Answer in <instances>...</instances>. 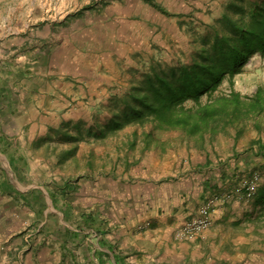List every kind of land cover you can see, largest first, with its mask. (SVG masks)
Segmentation results:
<instances>
[{"label":"rangeland","instance_id":"rangeland-1","mask_svg":"<svg viewBox=\"0 0 264 264\" xmlns=\"http://www.w3.org/2000/svg\"><path fill=\"white\" fill-rule=\"evenodd\" d=\"M229 6L230 0H0V103L8 101L2 100L3 93L7 98L15 93L20 106L16 118L33 116L38 125L42 124L39 119L51 124L44 129L50 135L40 137L42 146L40 141L30 142L28 126L7 121L3 128L16 137L24 133L19 142L27 145L30 160L49 157L52 174L65 158V174L71 173L67 182L72 184L68 202L77 205L88 206L91 199L102 197L91 194L93 184H84L95 180L86 162L91 159V146L114 152L115 158L127 150L136 151L141 160L147 159L153 178L154 174L160 177L159 183L187 178L181 172L183 165L198 169L207 159L209 167V157H222V166L240 162L235 184H244L255 171L263 184L264 172L247 165L252 150L253 162L259 164L263 156L259 149L264 144V123L259 129L251 117L206 140L187 139L179 131L157 132L152 125H130L103 138L88 136L90 128L96 133L111 118L114 98L125 95L152 64L192 60L196 42ZM260 89L264 95V56L256 55L233 81L224 80L212 98L204 96L203 102L229 96L231 91L251 99ZM27 90L35 100L26 110L30 105ZM135 164L142 170L139 161ZM76 168L85 171L84 176H74ZM38 174L20 177L22 184L41 183ZM210 176L215 178L213 170ZM80 181L83 184H77ZM122 183L126 182L116 179V184ZM122 200L116 197L115 207H122ZM68 218L69 225L77 226L72 214ZM89 221L84 229L91 227Z\"/></svg>","mask_w":264,"mask_h":264},{"label":"crops","instance_id":"crops-1","mask_svg":"<svg viewBox=\"0 0 264 264\" xmlns=\"http://www.w3.org/2000/svg\"><path fill=\"white\" fill-rule=\"evenodd\" d=\"M3 94L2 100L8 101L0 103V264H264V180L256 197L240 192L242 184H235L240 162L226 167L222 157H209V167L207 159L198 169L183 165L180 171L187 178L159 183L160 177L154 174L153 178L147 159L141 160L136 151L127 150L115 158L114 152L91 146V159L86 162L95 180L84 184H93L91 194L102 199H91L88 206L70 203L67 193L72 184L67 180L71 173L65 174V158L55 162L52 174L49 157L30 160L27 145L19 142L24 133L16 137L3 128L7 121L28 126L30 142L40 141L42 146L40 137L50 135L44 129L51 124L39 119L42 124L38 125L33 116L16 118L17 95ZM34 100L31 95L26 110L34 106ZM74 170V176H84L85 171ZM212 170L215 178L210 176ZM35 172L41 174V183L22 184L20 177L28 179ZM114 176L126 183L116 184ZM229 193L236 196L223 201L222 196ZM117 195L123 198L122 207H115ZM213 196L221 198L210 227L195 240L178 239L177 231L199 217ZM70 214L77 226L67 223ZM88 220L91 227L84 229Z\"/></svg>","mask_w":264,"mask_h":264},{"label":"trees","instance_id":"trees-1","mask_svg":"<svg viewBox=\"0 0 264 264\" xmlns=\"http://www.w3.org/2000/svg\"><path fill=\"white\" fill-rule=\"evenodd\" d=\"M196 43V54L188 62L152 64L125 95L114 98L111 118L96 133L90 128L88 136L103 138L130 125H152L157 132L179 131L187 139L206 140L245 117L262 129L263 90L251 99L235 91L206 103L203 97L212 98L224 80L233 81L253 57L264 56V0H230L218 23ZM261 147L264 161V144ZM253 155L254 150L246 157L247 165L263 171L262 161L253 162Z\"/></svg>","mask_w":264,"mask_h":264},{"label":"built area","instance_id":"built-area-1","mask_svg":"<svg viewBox=\"0 0 264 264\" xmlns=\"http://www.w3.org/2000/svg\"><path fill=\"white\" fill-rule=\"evenodd\" d=\"M261 182V176L259 173H255L249 180L242 184L240 192H244L248 197L254 198L258 193L259 184ZM234 196L233 193L225 194L222 196L223 201L231 200ZM221 197L213 196L207 203L201 208L200 215L188 221L182 228H180L176 236L181 240H195L200 234H202L211 225V215L214 211L216 203Z\"/></svg>","mask_w":264,"mask_h":264}]
</instances>
